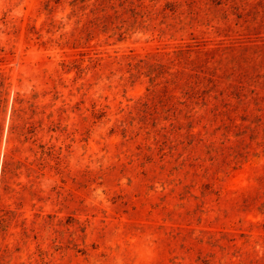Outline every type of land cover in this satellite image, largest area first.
Here are the masks:
<instances>
[{
  "label": "rangeland",
  "instance_id": "rangeland-1",
  "mask_svg": "<svg viewBox=\"0 0 264 264\" xmlns=\"http://www.w3.org/2000/svg\"><path fill=\"white\" fill-rule=\"evenodd\" d=\"M0 264H264V0H0Z\"/></svg>",
  "mask_w": 264,
  "mask_h": 264
},
{
  "label": "trees",
  "instance_id": "trees-1",
  "mask_svg": "<svg viewBox=\"0 0 264 264\" xmlns=\"http://www.w3.org/2000/svg\"><path fill=\"white\" fill-rule=\"evenodd\" d=\"M217 48H219V47H217ZM217 48L201 49V50H199V53L196 56H193V54L190 53L192 48H181V49H179V53L182 54L181 59H184L186 64L192 66L189 74L191 76L196 75V76L200 77V70H198L197 68L198 67L202 68L203 66H206L208 61H210L209 60L210 58H208V56L207 57H205V56L208 55L210 52H212L210 50L214 51ZM215 57L216 56H212V58H215ZM157 64H159V65H155L154 70H157L158 69L157 67H159V66H162V65L164 66L163 63H157ZM201 71H203V70H201ZM216 79H217V73L216 72L212 73V75L209 76L210 81H214ZM173 81H176V80L173 79ZM240 83H242V81ZM240 86H245V85L242 83V84H240ZM241 89H242V87H241ZM253 89H254L253 90V92H254L256 90V88H253Z\"/></svg>",
  "mask_w": 264,
  "mask_h": 264
}]
</instances>
